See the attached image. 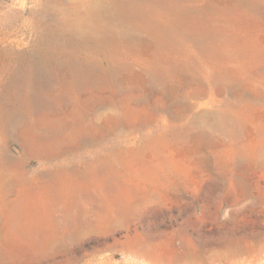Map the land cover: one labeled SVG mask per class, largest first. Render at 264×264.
<instances>
[{
    "label": "rangeland",
    "instance_id": "374dc122",
    "mask_svg": "<svg viewBox=\"0 0 264 264\" xmlns=\"http://www.w3.org/2000/svg\"><path fill=\"white\" fill-rule=\"evenodd\" d=\"M183 3L200 12L207 43L258 54L212 59L187 34L137 51L119 43L112 59L81 56L124 71L72 89L45 65L50 78L24 85L0 122V264H264V0ZM43 9L0 0L2 43L27 55L43 31L31 12ZM221 110L251 133L201 148L211 171L194 148L150 147L161 126ZM239 148L260 163L234 164Z\"/></svg>",
    "mask_w": 264,
    "mask_h": 264
},
{
    "label": "bare ground",
    "instance_id": "6f19581e",
    "mask_svg": "<svg viewBox=\"0 0 264 264\" xmlns=\"http://www.w3.org/2000/svg\"><path fill=\"white\" fill-rule=\"evenodd\" d=\"M183 2L184 0H41L43 13L37 16L33 11L31 15L42 24L43 31L27 55L14 51L11 45L3 44L5 37L1 36L3 32L0 30V73L4 76L0 80V122L11 116V97L21 93L24 85L37 86L50 78L51 74L45 70V65L51 70L58 68L60 74L57 80L63 89L88 85L103 80L109 73L119 74L125 69L119 63H112L114 60L106 68L92 66L81 56L82 51H99L104 55L111 51L112 55L107 59H112L119 43L131 45L137 51L145 49L148 43L171 44L181 34H187L193 36L196 46L207 57H245V62L251 63L258 53L254 51L251 55L248 54L244 44H235L230 40L222 46L207 43V31L198 21L200 12L194 11L193 14ZM225 74L227 73L219 75L225 78ZM240 94L247 97L244 88ZM213 100L209 97L206 103H212ZM244 106L253 107L247 100ZM174 118L178 120L179 116ZM247 122L238 113L232 115L224 110L216 113L199 112L193 114L184 126H172L168 129L161 126L158 140L149 145L153 149L157 143L179 147L183 151L194 148L195 163L199 168L211 171L208 155L199 152L200 149L214 150L224 138L240 140L247 137L251 133ZM233 156L234 164L245 159L244 167L260 163L254 155L244 158L245 154L240 148L236 149Z\"/></svg>",
    "mask_w": 264,
    "mask_h": 264
}]
</instances>
